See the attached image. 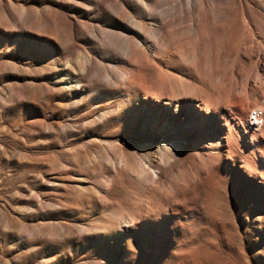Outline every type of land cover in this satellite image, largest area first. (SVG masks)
I'll use <instances>...</instances> for the list:
<instances>
[{"label":"rangeland","instance_id":"obj_1","mask_svg":"<svg viewBox=\"0 0 264 264\" xmlns=\"http://www.w3.org/2000/svg\"><path fill=\"white\" fill-rule=\"evenodd\" d=\"M263 22L0 0V264H264Z\"/></svg>","mask_w":264,"mask_h":264},{"label":"bare ground","instance_id":"obj_2","mask_svg":"<svg viewBox=\"0 0 264 264\" xmlns=\"http://www.w3.org/2000/svg\"><path fill=\"white\" fill-rule=\"evenodd\" d=\"M258 29L261 31V32H264V22L262 23V25H260L258 27ZM134 87L138 90L137 93H142V90L140 91L139 89H141L140 87H138L137 83L134 82L133 83ZM255 115H258V130H256V128L253 127V124H254V119H255ZM247 125L249 126V128L251 129L250 130H246V132H252L253 131H259L263 124H264V115H263V112H262V109H252L249 114H248V121H247Z\"/></svg>","mask_w":264,"mask_h":264},{"label":"built area","instance_id":"obj_3","mask_svg":"<svg viewBox=\"0 0 264 264\" xmlns=\"http://www.w3.org/2000/svg\"><path fill=\"white\" fill-rule=\"evenodd\" d=\"M258 123V115H255L253 127L256 128V130H258Z\"/></svg>","mask_w":264,"mask_h":264}]
</instances>
